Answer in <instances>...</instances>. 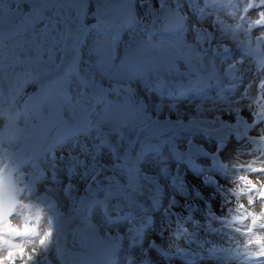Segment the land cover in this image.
<instances>
[{"label":"snow or ice","instance_id":"6c2138e0","mask_svg":"<svg viewBox=\"0 0 264 264\" xmlns=\"http://www.w3.org/2000/svg\"><path fill=\"white\" fill-rule=\"evenodd\" d=\"M228 9L234 24L217 15ZM153 96L171 101L168 117L160 118L162 103L150 109ZM189 96L200 102L190 101L181 115L177 105ZM232 137L243 144L226 161L221 152ZM197 139L214 142L215 150ZM163 148L178 162L204 158L231 175L227 189L204 177L223 193L226 211L218 216L209 205L203 227L231 232L227 246L213 244L207 253L264 264V0H0V264H51L53 252L64 264L67 226L87 249L82 264H97L94 255L103 264H154L150 250L172 257L190 254L180 241L202 247L206 241L186 226L202 227L188 202L166 249L155 241L143 247L151 216L141 197L147 186L158 206L159 177L171 172L167 165L156 176L146 170ZM245 155L250 159L240 162ZM178 173L172 184L187 201ZM229 196L247 204L237 203L234 213ZM176 204L171 196L165 211ZM42 206L52 214L45 217ZM25 209H35L36 222L14 225ZM240 238L247 239L243 251Z\"/></svg>","mask_w":264,"mask_h":264},{"label":"rangeland","instance_id":"374dc122","mask_svg":"<svg viewBox=\"0 0 264 264\" xmlns=\"http://www.w3.org/2000/svg\"><path fill=\"white\" fill-rule=\"evenodd\" d=\"M94 8V6H93ZM231 10H225L222 12H218L217 15H219L220 19L224 21L225 24H234L236 21L228 15V12ZM228 16V17H225ZM256 18L253 16V19ZM88 23L94 22L93 20L86 21ZM150 31V30H149ZM256 31V32H255ZM254 35H259V32L256 29H253ZM145 39H147L148 33L145 32ZM190 38V37H189ZM243 38V37H242ZM228 46L230 48L233 47L232 43L229 42ZM236 50L233 49V53L235 54ZM223 59V54L217 58L216 63L218 66H221V60ZM223 67H227V62L223 64ZM143 88V85L141 84V90ZM216 89H210L208 90L207 95L215 98ZM200 97H196L193 99L191 96L189 97H181L180 103H178V109L181 115H183L188 109H189V102L191 101L192 104L200 102ZM149 107L152 108L153 104H161L163 106V111L160 113V118H166L169 116L168 111V105L171 103L169 99L166 97H160V96H153L149 101ZM206 106H210L211 101L206 100L205 101ZM172 119H176V113L173 112L171 114ZM187 119V117H185ZM170 135V133L168 134ZM161 139H164V137H161ZM204 140V139H203ZM206 142H209L207 140H204ZM155 142V141H154ZM198 142V140H197ZM178 144L181 146V150L186 149V145L181 143L180 141H177ZM199 143V142H198ZM214 144V142H212ZM243 144V141L237 142L234 137L230 138L229 142L227 143L225 149L221 152V158L228 161L231 160V154L235 153L236 149L241 147ZM207 150L212 151L211 149H208L207 146H204ZM227 151L230 152V157L227 156ZM164 157H168V159H164ZM229 158V159H227ZM244 158V159H242ZM250 157L244 156L240 158V162L248 161ZM167 165L171 172L168 176H160V184L163 186V196L160 201V204L156 207L151 206V201L148 200L147 195L149 193V188L146 186L145 196L141 197V202L144 204L145 213L149 216H151V221L147 223V225L143 228V247L147 248L148 245L155 241L158 245H160L162 248L167 247V243L169 242L171 235L176 227V220L177 216H187L189 213L188 211L182 207L186 202L191 203L194 205L192 209V216L195 220L200 221L202 227L198 229H193V225L191 223H188L186 226L189 228V230H195L197 232V239L206 241V243L201 247L200 245L196 243H192L191 245L185 244L184 241H180L182 245L185 246L186 249H189V255H179V256H172V257H164L162 253H158L155 250H150V256L154 264H242V261L239 259H232L228 261L222 262L217 256H212L207 253V249L211 247L213 244L219 246H227L228 243V236L231 235V232L227 228H223L220 232H214L209 233L207 232L206 228L203 227L205 224V215L208 210V206H211V210L216 213L218 216H222L225 214L226 209H222L223 205V193H219L216 190V185L211 184H205L204 183V177L211 175L216 179L217 183L221 186H223L225 189L232 187V184L230 183L231 175L225 176L222 173L217 172L216 170L212 169L210 167V161L205 160L204 158H197L194 160L192 164L187 163L186 161H176L173 157H171L170 153L167 151L166 148H163L161 152L154 153L153 158L147 167V171L150 175H159L160 168ZM259 165H257L258 167ZM177 167L180 169L183 168V172L181 175H179V182H182L184 185V189L186 193L188 194V198L186 201V197L184 194H182L180 191H178L177 187L173 186L172 184V176L176 175V169ZM217 174V175H216ZM234 174V170H233ZM245 174V173H240ZM250 178L256 179L255 174H251ZM199 191L202 195V198H195V192ZM82 194V191L79 193ZM171 196H175L176 200L178 201V204L172 206L170 211L166 212L165 209H168L169 206V198ZM230 200H232V204L230 205L234 209H236L237 203H245L247 204L246 197H228ZM50 199L57 204L61 205L60 210L62 212H66V206H64V201L57 196H51ZM166 205V206H165ZM45 208L44 216L51 215L52 213L48 212L46 206H42ZM261 207L260 201L257 200V204L254 208L255 211H259ZM184 211H183V210ZM125 211H129V209H126ZM133 212L139 213V209H131ZM29 218V220L33 223L36 222L35 218V209H25L22 211L21 215L19 217H13L12 223L14 221H19L20 224L24 222L26 218ZM137 223H139V219L137 218ZM14 224V223H13ZM161 224V226H160ZM40 228H46V220L41 219L39 221ZM120 225L124 230L126 231L127 228V221L121 220ZM214 227L220 228V224L218 222H213ZM234 227H239L240 224L238 221L234 222ZM73 226H67L66 232L71 231ZM119 230V229H117ZM18 243H22L23 241H14ZM64 239L61 238V245L64 249L63 251V262L64 264H82V257L83 255H79L75 251H69L67 250L63 245ZM247 244L246 238H240V250H244V245ZM253 250H255V245L251 246ZM31 245H26V250H30ZM137 253H139L140 249L136 250ZM49 259L51 261V264H61V260L57 259L55 252L50 254ZM94 261L97 262V264H103V257L102 256H96L94 255L92 257ZM17 264H21L19 259H17ZM123 264V261L121 262Z\"/></svg>","mask_w":264,"mask_h":264},{"label":"water","instance_id":"95a60500","mask_svg":"<svg viewBox=\"0 0 264 264\" xmlns=\"http://www.w3.org/2000/svg\"><path fill=\"white\" fill-rule=\"evenodd\" d=\"M182 172H183V168L181 167L179 169V173L178 174L181 175ZM67 234H68V237L67 238L69 239V237L71 236V231H67ZM64 246L69 251H87V249H85V248H83L81 246V243L80 242H78V241L74 242L73 241V238H72V245L71 244H68L67 243V240H66L65 243H64ZM137 264H138V262H137Z\"/></svg>","mask_w":264,"mask_h":264},{"label":"bare ground","instance_id":"6f19581e","mask_svg":"<svg viewBox=\"0 0 264 264\" xmlns=\"http://www.w3.org/2000/svg\"><path fill=\"white\" fill-rule=\"evenodd\" d=\"M230 16V15H229ZM225 17H228V16H225ZM256 32V31H255ZM198 140V142L199 143H201V144H203L204 146H207L208 147V149H211L212 151H214L215 150V147H216V145H215V143L213 144L212 142H206V141H204L203 139H197ZM227 154H229V152L227 151ZM233 155H234V153L233 154H231V157H233ZM246 156V155H245ZM241 157H244V156H241ZM240 157V158H241ZM229 159V158H228ZM242 159H244V158H242ZM217 175V174H216ZM52 196H56V195H52ZM177 198V197H176ZM152 206V205H151ZM166 206V205H165ZM183 207V206H182ZM168 208V207H167ZM183 210V209H182ZM165 211V210H164ZM184 211V210H183ZM14 223V225L15 224H20V222L19 221H14L13 222ZM160 226H161V224H160ZM64 255V254H63Z\"/></svg>","mask_w":264,"mask_h":264},{"label":"flooded vegetation","instance_id":"af4514ba","mask_svg":"<svg viewBox=\"0 0 264 264\" xmlns=\"http://www.w3.org/2000/svg\"><path fill=\"white\" fill-rule=\"evenodd\" d=\"M65 243V240L63 242V245ZM67 243L72 245V235L69 237V239L67 238ZM76 253H78L79 255H85L87 251H75Z\"/></svg>","mask_w":264,"mask_h":264},{"label":"crops","instance_id":"0c3cea01","mask_svg":"<svg viewBox=\"0 0 264 264\" xmlns=\"http://www.w3.org/2000/svg\"><path fill=\"white\" fill-rule=\"evenodd\" d=\"M228 152H229V151H228ZM227 156L230 157V152H229V154H227ZM227 159H228V158H227Z\"/></svg>","mask_w":264,"mask_h":264}]
</instances>
